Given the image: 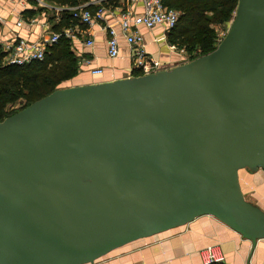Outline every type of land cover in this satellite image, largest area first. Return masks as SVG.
Listing matches in <instances>:
<instances>
[{"label": "water", "instance_id": "1", "mask_svg": "<svg viewBox=\"0 0 264 264\" xmlns=\"http://www.w3.org/2000/svg\"><path fill=\"white\" fill-rule=\"evenodd\" d=\"M264 0H238L213 51L62 86L0 122V264H94L209 216L252 246L264 208Z\"/></svg>", "mask_w": 264, "mask_h": 264}, {"label": "crops", "instance_id": "2", "mask_svg": "<svg viewBox=\"0 0 264 264\" xmlns=\"http://www.w3.org/2000/svg\"><path fill=\"white\" fill-rule=\"evenodd\" d=\"M122 10H133L140 13V1L117 0L115 3ZM107 8L110 5L103 4ZM50 12L39 8L31 0H0V40L18 36L28 40H35L49 31L51 23ZM114 28L119 26L114 17L107 16ZM24 22L17 28L18 20ZM47 30V31H46ZM94 45L92 49L81 46L79 42L71 43L75 56L79 53L91 60L92 67L104 69L101 77L90 76L85 68L64 84L65 87L93 84L97 81H111L125 78L134 73L130 52L122 37H119V57L115 60L106 58V35L94 26L92 29ZM145 42V50L152 59L157 61L161 68L170 69L184 63L183 56L171 51L161 27L152 30L141 29ZM87 36L81 35L80 41ZM243 172V171H242ZM239 181L247 200L261 205L264 208V171L255 173L244 171L239 174ZM256 182V183H255ZM251 193V197L248 195ZM215 247L223 256V264H264V239L258 240L254 246L240 235L209 216L194 219L185 226L175 228L147 239L129 244L111 254L101 258L94 264H203L200 252L206 247Z\"/></svg>", "mask_w": 264, "mask_h": 264}, {"label": "built area", "instance_id": "3", "mask_svg": "<svg viewBox=\"0 0 264 264\" xmlns=\"http://www.w3.org/2000/svg\"><path fill=\"white\" fill-rule=\"evenodd\" d=\"M31 1L39 8L46 9L51 13L52 22L49 23V31L46 30L47 32L35 40L24 39L16 35L9 39L0 40V49L4 54L3 63L5 65L24 66L32 62H42L49 48L57 45L61 39L67 40L70 44L79 42L82 47L92 49L94 45L92 29L97 25L107 36L105 41L106 58L115 60L119 57V37H122L129 48V57L132 63L131 71L136 73L131 76L146 75L163 68L146 52L141 29L152 30L161 27L164 33H168L176 26L179 17L178 11L169 9L164 5V0H130L132 2L140 1L142 8L140 13L126 9L124 11L117 5H110L107 8L100 0H90L88 3L73 7L54 6L45 3L43 0ZM90 5L96 8L93 13L87 9ZM64 12L71 14L75 24L55 32L52 28L60 23L61 14ZM107 16L115 18V21L111 22H116L119 30L110 24V20L107 22ZM23 24L24 22L20 19L15 23V26L20 28ZM81 35H85L87 38L80 41ZM162 37L163 40L167 39L165 35ZM169 49L172 50L171 47ZM76 58L78 71L87 68L92 77L98 78L103 75V68H91L89 58L81 53L77 54ZM200 254L203 264H223V256L215 247H206Z\"/></svg>", "mask_w": 264, "mask_h": 264}, {"label": "trees", "instance_id": "4", "mask_svg": "<svg viewBox=\"0 0 264 264\" xmlns=\"http://www.w3.org/2000/svg\"><path fill=\"white\" fill-rule=\"evenodd\" d=\"M59 7H73L90 0H43ZM102 4L116 5L117 0H100ZM238 0H164V5L178 11L176 26L168 32V39L180 40L196 57L208 54L218 45L214 26L232 20ZM92 13L94 6H88ZM69 12L61 14L59 24L53 26L55 32L63 27L74 25ZM84 28V27H82ZM4 54L0 49V122L22 110L29 104L47 96L62 87L77 75V58L71 44L61 39L49 48L42 62H32L24 66L5 65ZM190 60V61H191ZM135 73V72H134ZM136 74V73H135ZM22 104L17 110L8 113L6 107Z\"/></svg>", "mask_w": 264, "mask_h": 264}, {"label": "rangeland", "instance_id": "5", "mask_svg": "<svg viewBox=\"0 0 264 264\" xmlns=\"http://www.w3.org/2000/svg\"><path fill=\"white\" fill-rule=\"evenodd\" d=\"M230 22L225 23V24H217L215 25L214 28V33L216 35L217 41L219 43V41L223 38V36L225 35L228 27H229ZM166 42L168 44V47H171L172 50L174 52H177L178 54H180L181 56H183V61L184 62H188L190 61L192 58L196 57L195 55H197V49H193L192 51H190L184 44L183 42H181L180 40H169L168 36L166 39ZM64 86V85H63ZM22 104L20 103H15L13 106H7L6 107V112L11 113L15 110H17ZM262 172V171H261ZM241 174H244V171H241ZM256 183V182H255ZM248 195L251 197V193H248ZM252 198V197H251Z\"/></svg>", "mask_w": 264, "mask_h": 264}]
</instances>
